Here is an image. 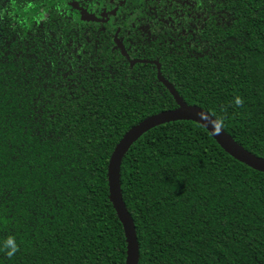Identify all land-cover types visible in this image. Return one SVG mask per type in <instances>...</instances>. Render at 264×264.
<instances>
[{
	"label": "trees",
	"instance_id": "1",
	"mask_svg": "<svg viewBox=\"0 0 264 264\" xmlns=\"http://www.w3.org/2000/svg\"><path fill=\"white\" fill-rule=\"evenodd\" d=\"M157 68L264 159V0H0V264H124L107 164L177 107ZM118 180L136 264H264V173L199 124L144 132Z\"/></svg>",
	"mask_w": 264,
	"mask_h": 264
},
{
	"label": "water",
	"instance_id": "2",
	"mask_svg": "<svg viewBox=\"0 0 264 264\" xmlns=\"http://www.w3.org/2000/svg\"><path fill=\"white\" fill-rule=\"evenodd\" d=\"M157 79L169 90L174 98L177 107L172 110L162 111L157 114L151 115L141 122L135 124L128 129L118 143L114 146L107 164V188L109 199L112 203L117 218L122 226L124 240H125V260L124 264H136L137 262V243L135 239L134 227L128 213L126 212L121 200L119 190L118 171L122 156L127 151L129 146L147 130L167 122L188 120L195 122L208 131L210 136L215 142L231 157L246 166L264 173V159L258 158L251 153L245 151L237 145L225 132L221 131L218 136L211 133V125L208 128L201 122L200 118L196 115L203 110L195 107L185 105L171 86L160 77L157 68ZM204 112V111H203Z\"/></svg>",
	"mask_w": 264,
	"mask_h": 264
},
{
	"label": "clouds",
	"instance_id": "3",
	"mask_svg": "<svg viewBox=\"0 0 264 264\" xmlns=\"http://www.w3.org/2000/svg\"><path fill=\"white\" fill-rule=\"evenodd\" d=\"M234 101H235L236 106H238V107L243 106V104H244V100L240 96H236L234 98ZM196 115L200 118V122L205 127L208 128V125H211L212 135L218 136L221 133V131L223 130V128H224V119L223 118L212 119L211 114L203 112V111L198 112ZM5 247H6V249H8L7 255L9 257L13 256L19 250V248L16 245V243L14 242L13 238H9L7 240Z\"/></svg>",
	"mask_w": 264,
	"mask_h": 264
},
{
	"label": "rangeland",
	"instance_id": "4",
	"mask_svg": "<svg viewBox=\"0 0 264 264\" xmlns=\"http://www.w3.org/2000/svg\"><path fill=\"white\" fill-rule=\"evenodd\" d=\"M37 17H38L39 19H43V18H44V14H43L42 12H39V13L37 14Z\"/></svg>",
	"mask_w": 264,
	"mask_h": 264
},
{
	"label": "flooded vegetation",
	"instance_id": "5",
	"mask_svg": "<svg viewBox=\"0 0 264 264\" xmlns=\"http://www.w3.org/2000/svg\"><path fill=\"white\" fill-rule=\"evenodd\" d=\"M44 17H45V15H44ZM44 19V18H43ZM42 20V19H41ZM104 21V20H103ZM151 63H153V64H155L156 65V67H158V64L156 63V62H151Z\"/></svg>",
	"mask_w": 264,
	"mask_h": 264
}]
</instances>
